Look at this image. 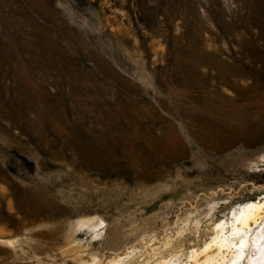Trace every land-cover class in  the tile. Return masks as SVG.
Listing matches in <instances>:
<instances>
[{
	"label": "rangeland",
	"instance_id": "rangeland-1",
	"mask_svg": "<svg viewBox=\"0 0 264 264\" xmlns=\"http://www.w3.org/2000/svg\"><path fill=\"white\" fill-rule=\"evenodd\" d=\"M263 155L264 0H0V264L185 263Z\"/></svg>",
	"mask_w": 264,
	"mask_h": 264
},
{
	"label": "bare ground",
	"instance_id": "bare-ground-1",
	"mask_svg": "<svg viewBox=\"0 0 264 264\" xmlns=\"http://www.w3.org/2000/svg\"><path fill=\"white\" fill-rule=\"evenodd\" d=\"M236 143L251 145L239 136L233 139L231 145ZM260 159L264 163V155ZM103 225L100 218L89 217L78 220L75 228L85 229L93 241H97L102 237ZM133 253V250H127L123 256H116L107 264H126ZM176 258L177 255H170L167 259H156L155 264H174ZM99 262L94 257L90 264ZM182 264H264V192L255 200L230 209L225 219L214 222L209 240L199 248H192Z\"/></svg>",
	"mask_w": 264,
	"mask_h": 264
}]
</instances>
